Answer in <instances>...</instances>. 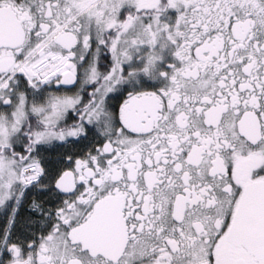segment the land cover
Returning <instances> with one entry per match:
<instances>
[{
    "label": "snow or ice",
    "instance_id": "obj_1",
    "mask_svg": "<svg viewBox=\"0 0 264 264\" xmlns=\"http://www.w3.org/2000/svg\"><path fill=\"white\" fill-rule=\"evenodd\" d=\"M0 264H264V0H0Z\"/></svg>",
    "mask_w": 264,
    "mask_h": 264
}]
</instances>
